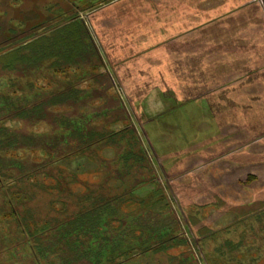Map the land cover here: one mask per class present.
<instances>
[{
	"label": "trees",
	"instance_id": "16d2710c",
	"mask_svg": "<svg viewBox=\"0 0 264 264\" xmlns=\"http://www.w3.org/2000/svg\"><path fill=\"white\" fill-rule=\"evenodd\" d=\"M141 3L0 0V256L8 257L0 259V264H202V259L210 264L212 252L242 248L243 242L233 241L226 243L225 250L218 245L206 253L202 242L214 240L219 231L205 233L207 228L196 217L183 212L182 222L136 125L142 113L133 93L135 86H149L153 78L162 79L167 72L189 81L181 84L180 78L168 83L180 87L187 97L217 91L230 84L221 82L224 78L217 70L230 66L220 58L212 70L196 65L183 70L181 63L176 69L147 67L144 71L124 65L126 60L139 58L133 37L146 30V25L149 28L146 23L150 21L136 12ZM177 4L181 8L172 11L200 13L186 7L183 0ZM119 5L124 11L116 10ZM238 10L212 16L180 34L168 26V34L152 35L169 38L144 52L164 45L170 53L181 55L186 41L214 42L223 52L228 51L223 47L242 48L237 42L239 30L227 31L247 14L234 15ZM107 17L118 23L99 24ZM142 19L145 24L140 23ZM191 50L187 54L190 65L203 55ZM174 54L172 63L184 61L185 56L174 58ZM134 73L146 82L124 84V77ZM213 76L218 84L211 82ZM162 85H166L165 78ZM40 126L45 129L36 130ZM106 147L113 154L104 159L97 149ZM77 154L97 157L110 168L108 177L115 183L83 181L85 188L74 191L71 183L78 177L58 162ZM41 174L54 182L32 180ZM209 192L220 199L216 202L220 207L232 205L223 202L222 206L223 199ZM133 201L142 207L137 211L123 208ZM152 201L157 203L153 207ZM259 214L264 223V208Z\"/></svg>",
	"mask_w": 264,
	"mask_h": 264
},
{
	"label": "rangeland",
	"instance_id": "374dc122",
	"mask_svg": "<svg viewBox=\"0 0 264 264\" xmlns=\"http://www.w3.org/2000/svg\"><path fill=\"white\" fill-rule=\"evenodd\" d=\"M178 1L182 0H142L143 4L141 3L140 7L137 5L139 10L136 12L147 18V22L150 21L146 23L149 28L146 25V30L133 37L137 44L134 53L139 55L140 61L130 59L131 61L126 60L124 65L131 63L136 66L135 69L144 71L147 70L148 64L161 63L167 59L162 58L167 54L164 45L144 52L146 47L169 38L165 35L153 37V33L168 34L166 28L169 26L175 34H180L194 25L208 21L212 16L239 7L241 10L235 11L234 15H239L240 12L247 14L244 13L243 20H235L230 26L233 30L227 31L236 33L239 30L237 42L243 44L242 48L223 47L228 50L223 52L214 42L189 44L190 47L193 46V50L203 53V63L211 70L213 62L218 61L217 59L220 58L222 63L227 62L229 69L222 68L217 71L224 78L221 82L231 84L221 88L222 91L219 89L213 92L191 93L189 98L178 91L180 87L165 85V90L174 91L177 100L173 99L174 104L166 101L163 106L157 89L153 88L147 95L141 91L135 93V99L140 100L136 101V105L145 115L141 114L142 118L136 121V125L148 145L153 163L164 177L163 181H166L163 183L166 185L167 194L182 222L184 223L183 212L185 215L196 217L198 223L207 228L205 233L219 231L214 240L207 238L202 242L206 253L212 252L218 245L224 246L225 250L228 242H243L238 252H212L208 257L210 264H264V223L258 218L262 215L259 210L264 207L253 205L254 189L257 190L261 183L264 184V76L255 79V76L264 71V0H183L186 7L198 9L200 13H194L192 10L182 13L180 9L179 14L171 10L181 8L180 4H177ZM116 10L124 11L120 5ZM248 12L252 14L250 17ZM107 18L99 24L111 26L118 23ZM140 23L145 24V20L142 19ZM188 23L189 27L186 26ZM198 38L195 37L196 40ZM175 55L174 58L181 57ZM240 69H249V76L241 74ZM210 79L211 82L219 83L217 76ZM240 80L246 81V84L238 87L240 85L234 82ZM165 81L166 84L173 82L166 78ZM42 82L46 84L47 81ZM135 87L137 90L146 88ZM147 89H151V85ZM224 92L232 96L234 104L225 105L227 102L221 98ZM219 99L221 101L214 107L209 105ZM43 129L45 127L40 126L36 130ZM249 141L251 143H248ZM97 154L106 159L112 157L113 150L111 147L97 149ZM58 166L78 177L76 182L71 183L74 191H82L85 188L83 181L107 180L112 185L115 183L113 178L108 177L110 168L102 165L95 156L77 154L60 160ZM254 177L258 180H254ZM50 179L51 177L44 174L32 178L45 184L54 182ZM171 189L178 199H174ZM209 191L217 193L218 197L223 199L222 206L225 205L223 202L233 205L227 209L220 207L221 205L216 204L220 199L213 197ZM133 202L125 203L123 208L137 211L142 207ZM156 204V201H152L150 206ZM186 233L191 236L190 230ZM182 250L183 248L174 252ZM7 258L6 255L0 256L1 260ZM204 261L202 259V264H205Z\"/></svg>",
	"mask_w": 264,
	"mask_h": 264
},
{
	"label": "crops",
	"instance_id": "0c3cea01",
	"mask_svg": "<svg viewBox=\"0 0 264 264\" xmlns=\"http://www.w3.org/2000/svg\"><path fill=\"white\" fill-rule=\"evenodd\" d=\"M197 31V30H196ZM193 32H195V30L193 31ZM185 34V33H184ZM187 34H188V36H190L189 35V33L187 32ZM186 34V35H187ZM186 35H183V36H186ZM237 46V45H236ZM159 47H156V49H158ZM189 48H191L190 46H189V42L188 41H186V42H184V44L181 46V56H183V59H184V56H185V59H184V61H181L180 62V60H174L173 62H175V63H172L169 59L170 58H172L173 56H170V52L167 50V54H166V56L165 55H163L162 56V58H166L167 57V59L164 61V62H161V63H154V64H148V66L147 67H150V68H153V70L154 69H159V68H161V67H163L164 69H169V68H172L171 66H175V69H176V66H177V64L178 63H181V65H179L183 70H187V69H189L191 66H197L198 68L199 67H201V68H206L207 66H205V64L203 63V61H204V58H202L201 60H198V61H193V62H191V65L189 64V59H187V57H189V56H187V54H189ZM155 49V48H154ZM191 51H195V50H191ZM172 52V51H171ZM177 52L178 51H176V55H177ZM170 53V54H169ZM156 54H157V52H156ZM155 54V55H156ZM169 54V55H168ZM172 54H174L173 52H172ZM176 58V57H175ZM160 59H161V57H160ZM131 64V63H130ZM189 64V65H188ZM213 64L215 65V63L213 62ZM134 66V65H133ZM134 67H136V66H134ZM215 67V66H214ZM165 74V77L164 78H166V79H170L171 81H177V82H179V80H180V78L182 79V80H180V82L179 83H181V84H183V83H189V81H186L185 80V77H184V79H183V77H181V76H178V74H176V73H164ZM172 74H174V76H172ZM129 75V74H128ZM141 78H143L142 76H139V75H137V74H132V75H130V76H125L124 77V84H127V85H133V84H135V85H138V84H140L141 82H143L144 80H141V81H137L138 79H141ZM164 78L162 77V79H157V78H153V79H156V81L157 82H155L154 80H152V82L151 83H155L154 84V86H155V88L154 89H157V91L159 92V94L161 95V98H162V100H161V102H162V106L163 105H165V102L167 101V102H174V98L173 97H169V96H167L165 93H164V89L162 88V87H160V85H162V84H164ZM129 92V91H128ZM138 92H140L139 90H135L133 93L135 94V93H138ZM251 178V177H250ZM257 177H254V180H258V179H256ZM257 183V182H256ZM254 206H262V202L264 201V184L263 183H261V185H260V187L256 190V189H254ZM233 205V204H232Z\"/></svg>",
	"mask_w": 264,
	"mask_h": 264
},
{
	"label": "flooded vegetation",
	"instance_id": "af4514ba",
	"mask_svg": "<svg viewBox=\"0 0 264 264\" xmlns=\"http://www.w3.org/2000/svg\"><path fill=\"white\" fill-rule=\"evenodd\" d=\"M263 70V69H262ZM244 75V74H243ZM242 75V76H243ZM245 75H247V76H249L248 75V73H247V71L245 72ZM264 76V71H262V73H260V74H258L257 76H255V79H257V78H259V77H263ZM255 79H252V81L253 80H255ZM143 82H146V81H143ZM143 82H141L140 84H142ZM152 82V81H151ZM247 82H249V80H247ZM234 83H238L240 86H238V87H241V85L242 84H246V81H242V80H240V82H238V81H236V82H234ZM154 84L155 83H151L150 85H151V89H147L148 88V86H146L145 84H142L141 86H144V87H146V88H144V89H142V90H139V91H141V92H143L144 94H146L147 95V93L149 94V92L153 89V88H155V86H154ZM231 84V83H230ZM166 86H169L168 85V83L166 84ZM160 87H162L163 89H164V93L167 95V96H169V97H173L174 99H176L175 97H177L176 96V94L174 93V91H169V90H165V88H164V85H160ZM167 88V87H166ZM149 91V92H148ZM180 93H183V91H181V90H178ZM184 94V93H183ZM250 97H252V96H250ZM221 98H222V100H224L225 102H227V103H225V105L226 104H234V101L231 99L232 98V96L231 95H229V94H227V93H223V94H221ZM237 99V98H236ZM177 100V99H176ZM239 100V99H238ZM140 101V100H139ZM219 101H221V99H219L218 101H216V102H214V103H211V104H209V105H211V106H215V105H217V103L219 102ZM215 110V109H214ZM143 111H141V113H142ZM142 116H145L143 113H142Z\"/></svg>",
	"mask_w": 264,
	"mask_h": 264
},
{
	"label": "water",
	"instance_id": "95a60500",
	"mask_svg": "<svg viewBox=\"0 0 264 264\" xmlns=\"http://www.w3.org/2000/svg\"><path fill=\"white\" fill-rule=\"evenodd\" d=\"M173 103V102H172ZM174 104V103H173ZM173 106V105H172ZM155 115H158V114H155Z\"/></svg>",
	"mask_w": 264,
	"mask_h": 264
}]
</instances>
